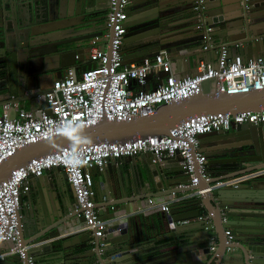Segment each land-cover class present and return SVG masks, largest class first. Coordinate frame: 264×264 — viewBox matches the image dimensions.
Instances as JSON below:
<instances>
[{
  "label": "water",
  "instance_id": "95a60500",
  "mask_svg": "<svg viewBox=\"0 0 264 264\" xmlns=\"http://www.w3.org/2000/svg\"><path fill=\"white\" fill-rule=\"evenodd\" d=\"M91 2L92 0H0V105L32 101L50 90V87H41V82L50 72H56V77H59L69 66L86 68L85 63L82 66L77 64L78 61L85 60V49L88 46L86 41L108 29L107 24L102 30L91 29L101 21L106 23L107 17L102 12L103 9L86 10ZM80 5L86 10L83 13L77 11ZM201 12L200 19V10L195 8L193 0H130L122 46L124 61L129 64L151 55V50L158 52L165 49L167 53L173 54V60L181 59L184 63L189 62L192 55L205 57L214 53L215 63L219 59L220 50L217 45L211 46L214 43V33L224 38L230 51L233 48L240 52L246 51L247 56L242 54L245 58L264 55V0H219V3L210 5L206 0ZM180 22L186 24V30L200 26L199 34L193 37V47L186 52L180 51L186 46L181 44L183 37L178 36L180 31H173L180 28ZM153 27V41L129 45L130 40L144 36L133 35ZM215 27L218 31L213 32ZM207 44L209 47L204 48ZM196 72L197 70L187 73ZM46 107L50 111L49 106ZM245 110H264V88L238 92L220 91L210 79H206L202 82L200 91L180 100L161 103L149 114H139L129 119L103 117L95 124L73 126L62 133L17 148L12 155L0 162V183L10 176L13 169L66 145L96 141L123 142L149 135L168 134L174 126L195 115L219 111L234 115ZM199 138L202 142L214 140L216 143L214 147L205 146L201 149L207 155V165L212 168L209 171L212 176L233 175L239 172L234 171L236 168L247 170L264 166V121L237 123L231 129L202 133ZM175 158L182 159L179 151L173 157L166 156L160 160H155L150 152L119 158L123 163L129 162L139 175L133 184L120 182L119 186H108L110 194H118L120 199L108 197L105 202L96 199L95 207L99 214L103 217H115V220L102 237L87 233L84 240L63 244L59 252L69 256L68 264H139L140 261L135 260L126 262L129 257L126 252L132 248L134 240L138 239V233L141 234L144 230L131 217L129 220L117 219L112 206L130 201L139 203L143 197L148 196H168L205 188L215 180L199 177L196 185H185L191 182V176L184 172L182 166L179 169H182V174L187 175L184 181L178 179L181 173H177L175 178L173 173L165 171L173 166ZM140 161L146 162V173L139 168ZM56 170L66 179V174L60 167H56ZM94 171L100 173L101 179L105 181L104 171L97 167ZM42 177L49 178L47 174H43L34 179L41 180ZM149 182L153 185L152 191L147 188ZM95 184L100 192V180ZM244 188H248V184L217 187L199 196L171 202L169 210L161 213L160 222L156 226L169 224L176 227L179 220L201 216L203 208L212 213L211 221L205 218H199V221L208 225L211 223L212 226L206 231V236L199 240L192 235L187 241L180 238L176 248L170 249L171 257L163 264H264V193L255 196L244 194L241 190ZM143 190L146 195H141ZM46 199H50V202ZM241 199L249 204L240 207L233 203H241ZM74 203L75 196L70 188L66 196H46L38 214L33 212L37 207L31 202L28 203V211L21 208L20 236L23 244L59 236L62 227L67 226L66 222H82L84 216L79 215L80 210L75 208ZM103 206L107 207L109 215L99 209ZM182 210L194 211L177 215ZM223 212L228 218L226 222L222 221ZM227 225L232 227L237 241L231 244L235 247L232 250H227ZM211 230L214 234L210 233ZM212 238H216L214 249L210 243ZM7 242L11 245L10 241ZM182 242L186 244L179 245ZM39 252V246L34 245L27 249L24 257L17 253L0 256V264H30L29 256L38 255Z\"/></svg>",
  "mask_w": 264,
  "mask_h": 264
},
{
  "label": "built area",
  "instance_id": "2783aa9c",
  "mask_svg": "<svg viewBox=\"0 0 264 264\" xmlns=\"http://www.w3.org/2000/svg\"><path fill=\"white\" fill-rule=\"evenodd\" d=\"M107 30L91 38L85 49L88 63L85 69L76 65L65 68L56 77L50 90L38 97L47 107H19L4 103L0 111V162L12 155L17 148L42 138L62 133L68 128L92 125L103 117L129 119L139 114H149L161 103H170L188 97L201 89L204 80L210 79L220 91L238 92L264 88V55L245 58L241 53L230 54L224 43H211L220 50L215 63L200 61L194 74L179 75L174 60L165 51L145 56L137 62L124 61L122 46L126 33L127 9L130 0H108ZM200 10L206 0H193ZM211 29L210 27L208 28ZM208 38V35H205ZM209 47V44L204 48ZM193 51V49H191ZM14 108V113L11 110ZM264 121V110H245L232 115L213 112L195 115L174 126L168 134L149 135L126 141H96L80 145H66L61 149L35 157L27 164L12 170L0 183V243L10 241L0 256L26 255L30 244L21 240L20 221L23 196L31 189V179L43 174L50 176L60 167L66 174L75 196L74 206L84 216L82 230L102 237L115 217H103L95 207L94 168L105 171L109 165L119 163L124 156H138L150 152L155 160L173 157L179 151L185 173L196 185L199 177L215 179L205 188L190 190L187 196L172 194L169 199L156 196L141 199L126 212L127 217L168 211L169 204L186 197L199 196L217 187H238L245 182L264 175V166L247 169L229 176H212L207 168V155L200 149L199 135L219 129H231L242 122ZM196 170L198 174H196ZM116 209L115 206H112ZM211 212L200 216L209 222ZM228 220L222 213V221ZM186 221V220H185ZM208 226H212L209 223ZM227 250L235 249V233L231 226L225 227ZM30 264H35L29 256Z\"/></svg>",
  "mask_w": 264,
  "mask_h": 264
},
{
  "label": "crops",
  "instance_id": "0c3cea01",
  "mask_svg": "<svg viewBox=\"0 0 264 264\" xmlns=\"http://www.w3.org/2000/svg\"><path fill=\"white\" fill-rule=\"evenodd\" d=\"M228 2L231 0H227ZM257 1H262V0H257ZM108 0H92L91 5L89 6L88 9L89 11H96L99 9H103V13H107L108 9ZM211 3H219V0H207V4ZM130 5V3H129ZM128 5V6H129ZM84 9L83 5L79 6V9L77 11L79 12H84L86 11ZM157 11V10H156ZM82 12V13H83ZM207 16V15H205ZM180 28H177L173 31H180L178 36H182L183 40H181V44L186 45L183 49L180 51H187L194 45L193 37L196 34H199L200 30L198 27L199 25L192 30H186L185 23L180 22ZM183 23V24H182ZM104 26V22L101 21L99 22L95 27L91 29H96L102 30ZM198 28V29H197ZM169 30L172 31V29L169 26ZM197 30V31H196ZM195 31V33H194ZM218 31L217 28L215 27L213 32ZM154 34H155V27L153 28H146L143 30V32H137L133 37L137 36H142L139 38H135V40L129 42V45L135 46L136 44L138 45L140 42L141 43H150L151 41L154 40ZM189 39V40H188ZM212 39L214 40L215 43H224V38L221 37L218 33H214L212 35ZM90 39L86 41L87 45L90 43ZM188 40V41H187ZM226 43V42H225ZM190 44V46L188 45ZM153 49V47H152ZM155 51V52H154ZM159 51H165V49H160ZM166 52V51H165ZM237 49H231L230 54L234 53H239ZM156 53V50H151L150 54ZM241 54L247 56V52H240ZM168 55L173 56L172 53H167ZM214 53H210L206 55L205 57H201L200 55H192L191 60L189 62H182V60H174L175 63V70L179 75H183L182 73H186L188 71H196L197 66L200 61H204L206 63H213ZM85 59V58H84ZM140 60V59H139ZM138 60V61H139ZM88 59H85L84 61L80 60L77 62L79 66H82L84 63H88ZM137 62V61H134ZM65 70V69H64ZM63 70V72H64ZM185 74V75H186ZM56 72H50L48 73L44 80L41 82V87L43 88H48L51 86L53 80L56 78ZM2 99V96L0 95V101ZM19 107H27V108H35V107H44L47 106V103L45 100H42L39 97L34 98L32 101H26V102H21L15 104ZM3 110V103L0 105V111ZM11 113H14V108L11 110ZM202 141L200 140V143ZM209 145V146H208ZM206 147H214L216 146L215 141H204L200 145V149H204ZM139 168L142 169L143 172L146 173L147 170V164L146 162L140 161L138 163ZM248 165V164H247ZM182 166L181 161L177 158H175V162L172 167L166 168L165 171L168 174L173 173L175 178L177 173H181V176L178 177V179H181L180 181H184L187 179L186 174H182V169H179ZM208 171H212V168L207 165ZM245 168H236L234 171L237 172L240 170L243 171ZM233 171V172H234ZM95 174V180L96 182L100 180L102 184V189L100 192H98V186L95 184V199H101V201H107V198L111 199H120L121 196L118 194H110L111 192L109 191L108 186L111 185L112 187L119 186L121 184L120 182H126L129 184H133L139 175L138 171H134V169L129 165V162H121L119 163H114L109 165V167L103 172L104 175V180L101 179L100 173L94 171ZM216 175V174H215ZM222 174L217 175V177H221ZM147 181V180H146ZM95 182V183H96ZM148 190L152 191L153 185L151 182L147 183ZM248 184V188L241 189L244 194H249V195H259L261 193H264V175L258 178H255L252 181L245 182L243 185ZM253 184V185H251ZM70 184L68 183L67 179L63 177L57 170H52L50 173L49 178L42 177L41 180L34 179V177L31 179V189L28 193L30 195H24L23 196V204H22V209L28 211V203L34 204L37 209H33L34 213L40 212V207L42 205L43 200L45 199L46 196L52 195L53 198H56V196H62L67 194V190H69ZM107 192V193H106ZM190 193L189 191H182L179 194L176 195H183L187 196ZM141 195H146L145 190L141 192ZM171 195H161V196H156L157 199L159 200H165L169 199ZM99 197V198H98ZM146 198V197H143ZM142 198V199H143ZM186 198H191V197H186ZM52 199V198H50ZM50 199L47 202H50ZM241 203L233 202L235 205L238 206H245L249 203L245 199H241ZM134 205H136L135 201H130L125 204L121 205H116V209L112 208V210L115 212L117 215L116 218L119 220H129L130 217L134 222H136L137 226H140L143 228L144 232L139 234L138 233V239L134 240V243L131 244L132 248L127 250V255L129 256L126 259V262H129L131 260L135 261H140L139 264H163L167 261L168 257H171L170 255V249L176 248V244L179 242L180 238H183L185 241L188 240L189 236H194L197 237L199 240L201 237L206 236V231L208 229H211V226H208V224L201 223L199 221V218H187L184 220H179L176 222V227L175 226H170L167 224L166 226H156L157 222H160V216L163 211H158L150 214H137L133 215L130 217H127L126 212L131 209ZM103 211L105 215H109V211L107 210L106 206H103L99 208ZM202 214L206 213L207 210L203 208ZM239 209V208H238ZM111 210V211H112ZM194 210L191 211H186L184 210L180 211L177 215H183L184 213L190 214L193 213ZM254 213V211H253ZM185 215V214H184ZM254 215H257L254 213ZM260 217V216H259ZM256 217V218H259ZM186 220V221H185ZM73 221V220H72ZM66 222L65 225L62 227V231L60 232L59 236H50L46 239L39 240L37 242H34L35 246H39V254L36 255L34 254V262L35 264H68L69 261V256L66 254H62V252H59L63 246V244L69 245L73 244V242H78L81 240H84L86 238L87 233L91 234V232L83 231L82 226L83 223L81 221L77 222ZM179 225V226H177ZM230 226V225H229ZM149 228V229H148ZM211 234H214V231H210ZM183 241V240H182ZM237 242V241H236ZM210 243L213 245L212 249H214L216 245V238H212L210 240ZM186 244L185 242H182L179 245H184ZM9 242L3 241L0 243V249H6L9 246ZM32 245V246H34Z\"/></svg>",
  "mask_w": 264,
  "mask_h": 264
},
{
  "label": "flooded vegetation",
  "instance_id": "af4514ba",
  "mask_svg": "<svg viewBox=\"0 0 264 264\" xmlns=\"http://www.w3.org/2000/svg\"><path fill=\"white\" fill-rule=\"evenodd\" d=\"M106 14H107V13H106ZM105 20H106V19H105ZM105 24H107V23L104 22V25H105ZM106 30H107V29H106Z\"/></svg>",
  "mask_w": 264,
  "mask_h": 264
}]
</instances>
